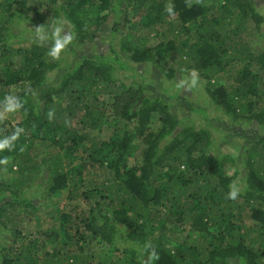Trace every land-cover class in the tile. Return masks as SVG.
Here are the masks:
<instances>
[{
  "label": "trees",
  "instance_id": "trees-1",
  "mask_svg": "<svg viewBox=\"0 0 264 264\" xmlns=\"http://www.w3.org/2000/svg\"><path fill=\"white\" fill-rule=\"evenodd\" d=\"M44 3L51 13V27L68 25L73 42L80 46L93 41L113 14L116 18L110 32V51L95 59L83 56L75 66L64 67L60 81L51 80L49 74L60 61L47 55L50 47L35 38L29 47L18 41L28 39L21 36L28 31L24 21L33 22L24 11V0H0V101L9 94L3 87H16L15 95L24 102L19 112L27 116L21 126L11 125L8 119L0 122V139L17 127L25 130L12 150L0 151V159L7 157L8 163H16L32 147L29 141L35 139L50 141L70 160L74 153H82L78 158L81 164L70 170L60 168L57 161L48 164L44 188L52 197L63 196L72 202L75 209L80 208V199L85 200L90 210L79 215L63 211L61 227L43 230L42 235L25 234L3 221L0 235L8 245L0 248L2 264H73L87 241L120 251L129 262L119 264H144L147 257L143 248L149 241L160 256L155 264H264V137L246 150L248 175L241 187L238 172L229 176L224 160L209 149L208 130L183 124L170 111L166 99L147 95L142 83L119 75L121 69L135 68L130 64L154 62L155 58L168 80L179 72L191 74L196 70L205 93L226 115L234 121L264 125V51L257 54L243 40V26L248 20L263 34L264 18L256 3L171 0L172 14L165 11L167 0ZM127 9H133L135 17H144V26L159 39L156 46L117 37L120 16L128 20ZM231 23L236 27L226 29ZM43 27L51 28L44 23ZM172 61H178L179 67H169ZM65 97L69 105L62 107L74 118V125L59 111H54L51 120L47 116L54 101ZM132 124L134 127H130ZM105 125L111 128L107 139L89 134L93 144L84 145L89 140L88 129L100 130ZM138 137L145 140L141 156L137 154ZM45 165L41 162L37 167L42 170ZM97 166L105 167L103 182L88 184L79 194L88 169ZM3 167L0 165V169ZM35 173L38 176L40 172ZM76 178L72 186L68 185ZM26 180L31 182L30 172L20 180V187ZM233 181L240 188L235 200L227 198ZM5 188L6 183L0 181V192ZM17 205L35 208L30 197L19 196L16 191L13 200L0 206V218L7 208ZM242 207L251 212L249 226L239 211ZM214 217L222 231L207 249L170 247L168 221L203 224L214 221ZM147 223L152 231L145 228ZM245 232L248 236L254 232L256 240L251 242ZM56 240L57 244L51 246ZM119 241L127 246L119 247Z\"/></svg>",
  "mask_w": 264,
  "mask_h": 264
},
{
  "label": "rangeland",
  "instance_id": "rangeland-1",
  "mask_svg": "<svg viewBox=\"0 0 264 264\" xmlns=\"http://www.w3.org/2000/svg\"><path fill=\"white\" fill-rule=\"evenodd\" d=\"M153 1L157 2L159 0ZM170 1L171 0H167L168 3H170ZM253 1L257 5L259 13L264 18V0ZM24 2V11L28 16L33 18V22L24 21V26L28 31L21 36L28 39L20 38L18 41L23 42L24 46L29 47L32 46L34 38L38 41L35 36V27L43 25V23L49 24L51 27V22L49 21L51 13L48 11L49 8L45 7L44 2H46V0H24ZM16 6H19V4H16ZM126 12L128 14V20H124L123 15L120 16V28L117 37L121 41L126 38L129 41L132 40L134 44L147 45L151 48L156 46L159 43V39L152 34L151 30H148L144 26L145 22L142 21L144 17L141 15L135 17L133 9H127ZM42 14H44V16H42ZM115 18L116 17L113 14L108 16L104 25V30H102L93 41L81 46L72 41V43L61 53L59 59H56V61L59 60L60 62L53 70L54 72L49 74V79H57L60 81L59 78L61 77L63 70H65L64 67L67 69L70 66H75L76 62L83 56L95 59L101 55L109 54L111 40L110 32L115 26ZM60 19L63 20L62 18ZM248 21L249 22L247 23L246 21L243 26V40L251 46L253 51L259 54L264 51V23L262 25L263 34H259L253 26L254 22L251 20ZM65 22L66 21H64V24H66ZM133 25L136 26L135 29H132ZM236 25L237 24L235 23H231L226 26V29L234 28ZM52 27H56V24ZM51 28L47 30L43 27L44 31L49 34V37L53 31H51ZM61 28L64 31L69 32L68 25L62 26ZM44 44L51 47V39L44 42ZM157 64L158 61L156 58L154 62L146 61L145 63L140 64L133 63L130 65L135 68L130 70L121 69L119 75L126 80L142 83L144 85V92L147 95H159L166 99L170 111L174 113L183 124L192 125L196 130H208L211 135V146L209 149L224 160L226 172L229 176L238 172L239 185L244 187L245 179L248 175V168L245 160L246 150L250 149L256 141L264 137V125L257 122L246 123L243 120L234 121L230 116L226 115L221 108L217 107L212 102L211 98L205 93L203 87L204 82H201L198 79V83L195 87L189 88L187 85L180 87L179 83L182 78H188L190 83L191 74H181L179 72L174 79L168 80ZM169 67H179L178 61H172L169 64ZM3 88L6 90V94L9 92V94L15 95L18 92V89L14 86H6ZM65 99L66 97L60 101H54L50 106V110L64 113L63 118L74 125V118L69 117L67 114L68 111L62 107V105H69V103L64 102ZM157 117L158 116L156 115L154 122L157 121ZM26 118L27 116L19 111L10 113L7 117L11 125L20 124V126L21 124H24ZM107 122L108 121H104V124H107ZM133 125L134 124L130 125V127H134ZM106 126L107 125L100 130L89 131L88 129L86 134L88 135L89 140L86 141L84 145L89 146L93 144V139L90 135H94L96 138L107 139L110 135L111 128H106ZM124 126L125 128L128 127L126 125ZM138 139L140 148L137 150V154L138 156H141V151L144 148L143 142L145 140L141 137H138ZM28 145H31L32 147L25 150V153L24 155H21L20 160L16 161V163L10 161L5 167L0 169V181L6 183L5 191L0 192V206L13 200V194L17 191L19 196L22 193L25 194L26 197H30L35 208H26L24 205L7 208L0 218V230L4 227L2 224L4 221L5 224L9 223V228H18L25 234H35L36 232H40L42 235L43 230L49 228L59 229L61 227V214L63 211L67 210L70 214L79 215L82 212L90 210V203L80 199V208L75 209V205L72 202L67 201L63 196L52 197L51 192L48 191L46 187L44 188V185L47 183V179L45 180L44 178L46 175L45 168L48 164L57 161L60 168L70 170L71 167L81 164V161L78 158L82 153H74L70 160L65 156L63 150L55 147L54 144L48 140L40 141L35 139L29 141ZM229 156H232L233 159L231 160ZM27 157H29L28 160H26ZM41 162L46 164L41 168L42 170L37 167L38 163ZM12 163L13 166H8ZM27 169L31 173V182L26 180V182L20 187V180L22 178H27L29 173ZM36 171L40 172L38 176L35 173ZM104 174H106L105 167H90L84 178L83 185L78 189V193L83 194L82 192L88 188V184L92 183L94 185H100L103 182ZM76 180L77 178L72 180V184L68 185L72 186ZM79 197L81 196L79 195ZM242 208L243 210L239 211L243 212V215L241 213V216L246 225L249 226L251 224V212L245 207ZM216 218L217 217L213 218L214 221H208L203 224L198 221H187L185 225H182L173 220L168 221V228L171 235L170 247L175 248L177 245L183 246V249H185L186 247L196 246L199 249H207L208 245L213 240V237L220 234L222 231L221 227L215 224ZM145 228L148 231H152L150 223H147ZM251 232L252 231L250 230L248 233ZM248 233H246V236L251 242L256 240L254 232L250 236H248ZM151 236V240H153L155 234H152ZM5 238L7 239L8 237ZM7 243L8 240L4 241L2 235H0V248L8 245ZM56 244L57 240L51 244V246ZM118 245L121 248L127 246L124 245V242L122 241H119ZM83 248L84 251L79 252V257H77V261L73 264H119L120 261L124 260L129 262L127 257L121 254L120 251L113 250L112 252L108 249L106 244H89V241H87ZM0 264H2L1 259Z\"/></svg>",
  "mask_w": 264,
  "mask_h": 264
},
{
  "label": "clouds",
  "instance_id": "clouds-1",
  "mask_svg": "<svg viewBox=\"0 0 264 264\" xmlns=\"http://www.w3.org/2000/svg\"><path fill=\"white\" fill-rule=\"evenodd\" d=\"M199 2V0H198ZM173 5L170 3L166 5L165 11L169 14L173 12ZM35 36L39 42L44 43L51 39V47L47 52V55L52 59H59L61 53L72 43L74 40V36L70 32L64 31L61 27L56 26L53 28L51 32V36L44 31L43 25L35 27ZM198 83V75L196 70H192L190 75V83L188 78H182L180 80L179 86L184 87L187 85L189 88L195 87ZM24 106V102L20 99L19 96L14 94L6 95L3 101H0V122L7 119L8 114L19 111ZM49 120L54 117V110H50L47 113ZM24 129L21 127H17L14 132L0 139V151L5 149L12 150L15 147V142L20 138V136L24 133ZM23 147H21V151H23ZM8 163V158L5 157L0 159V165H6ZM240 195V188L238 186L237 181H233L229 184V191L227 193V198L235 200ZM143 254L146 255V260L144 264H155V261L160 259L159 253L156 248L149 241L144 245Z\"/></svg>",
  "mask_w": 264,
  "mask_h": 264
}]
</instances>
